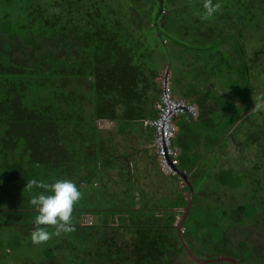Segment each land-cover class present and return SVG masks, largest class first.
Masks as SVG:
<instances>
[{"label": "trees", "instance_id": "16d2710c", "mask_svg": "<svg viewBox=\"0 0 264 264\" xmlns=\"http://www.w3.org/2000/svg\"><path fill=\"white\" fill-rule=\"evenodd\" d=\"M203 2L0 0V264H264V62L245 56L264 0H219L207 19ZM181 42L197 109L174 121L182 189L149 125ZM149 178L168 192L137 187ZM30 179L82 194L70 230L42 226L39 244Z\"/></svg>", "mask_w": 264, "mask_h": 264}, {"label": "clouds", "instance_id": "9594fccd", "mask_svg": "<svg viewBox=\"0 0 264 264\" xmlns=\"http://www.w3.org/2000/svg\"><path fill=\"white\" fill-rule=\"evenodd\" d=\"M220 7L219 0H216L215 3L213 0H204V11L200 14L201 19L212 17L219 11ZM259 108V104L254 105V109ZM26 186L29 189H42L29 200L37 213L33 220L34 228L30 234L32 243L39 244L50 239L51 234L45 227H42L45 225L55 226V234L57 235L61 231H69L73 206L80 200L82 195L77 185L70 179H55L51 183H46L44 180L30 179L27 181Z\"/></svg>", "mask_w": 264, "mask_h": 264}, {"label": "built area", "instance_id": "2783aa9c", "mask_svg": "<svg viewBox=\"0 0 264 264\" xmlns=\"http://www.w3.org/2000/svg\"><path fill=\"white\" fill-rule=\"evenodd\" d=\"M169 84V76L165 74L162 79L159 113L154 120L149 122V125L154 129L153 147L161 171L166 175L175 176L177 175L176 168L179 165V151L173 144L177 131L174 121L178 116L185 114L195 117L197 111L194 105H190L185 100L174 98ZM180 183L184 186L182 178H180Z\"/></svg>", "mask_w": 264, "mask_h": 264}, {"label": "crops", "instance_id": "0c3cea01", "mask_svg": "<svg viewBox=\"0 0 264 264\" xmlns=\"http://www.w3.org/2000/svg\"><path fill=\"white\" fill-rule=\"evenodd\" d=\"M164 42H166V40ZM167 44H169V43H167ZM185 44H187V43H180L178 46H175V47L170 46V48H169V50L171 51L172 54H170L169 57H167L169 61L168 60L166 61V66L163 67V69H161V71H162V73H164V72L168 73L169 74V78L171 80H172V77H173L172 75H174L175 73L178 75V73L181 72V74L184 75V73H186L188 70H190V65H188L186 63V61H188V59H189V55L185 53L186 51H184L185 49L183 48V46ZM186 83H187V80H186ZM173 85L174 86L172 87V89L174 88L173 92H175L174 93V97L177 98V99L186 100V99H184L182 97L184 96L185 90L188 88V85L184 86L183 89H180V85H178L180 91L177 90L176 84L173 83ZM171 86H172V82H171ZM208 87H210V86H208ZM182 91H184V92H182ZM177 92H180V93H177ZM217 92L220 95L221 94L223 95V92H221L218 89H217ZM224 94H226V93H224ZM172 95H173V93H172ZM157 111H158V107H157ZM154 153H155V151H154ZM144 181H145L144 183L138 185L137 187L138 188L140 187V189H144L145 191H149L150 190V191H152V193H154L155 191L156 192L157 191L158 192L166 191V188L161 187L160 180H158V182L152 184V186L147 184V183H151L152 180L150 178L147 179V181H146V179ZM142 187H144V188H142ZM166 192H168V191H166ZM155 195H156V193H155ZM150 196H152V195H150Z\"/></svg>", "mask_w": 264, "mask_h": 264}, {"label": "rangeland", "instance_id": "374dc122", "mask_svg": "<svg viewBox=\"0 0 264 264\" xmlns=\"http://www.w3.org/2000/svg\"><path fill=\"white\" fill-rule=\"evenodd\" d=\"M3 10H4V8H2L1 9V12H3ZM177 10H175V11H173V12H176ZM182 10H178L177 12H181ZM10 12H12V10H10ZM176 16H179V15H176ZM181 16L182 15H180L179 17H178V19L179 18H181ZM250 33V35H252V36H256V31H251V32H249ZM244 35H245V33H244ZM262 37H264V35L262 34ZM257 42H260V43H255V44H253L254 42L252 41V42H250V44H245V51H246V57L249 59V58H255V57H258V56H260L259 58H257V62H260V63H262V62H264V41H257ZM181 43H187V42H181ZM189 45V44H188ZM192 49H193V47H192V45H189ZM224 49H226L227 51L228 50H230L231 51V48L230 47H228V46H226ZM185 51H188V52H191V53H193L191 50H190V48H188V49H186ZM245 57V58H246ZM181 73V72H180ZM174 74V76L172 77V80L170 81V88L172 89V87L174 86L173 85V83L175 84V83H177V84H179L180 85V89H183V86H187L188 85V83L187 84H185L186 83V80H183V77H182V75L181 74ZM163 76H165V72L162 74V79H163ZM237 77H240L239 75H238V73H237ZM237 77H236V81H237ZM251 77H252V79H251V84L253 85V86H257V76H255V69H254V71H253V69H252V75H251ZM162 79H161V92H162ZM241 80V79H240ZM234 82V84H235V89L237 90V82ZM171 82H172V87H171ZM174 89V88H173ZM173 89H172V93H173V96H174V92H173ZM218 89H220V90H222V87H219L218 86ZM222 92H223V90H222ZM223 94H224V92H223ZM225 95V94H224ZM222 97H224L223 95H221ZM254 96H251V98H253ZM175 98V97H174ZM224 99H226L225 97H224ZM158 107V106H157ZM154 155H155V153H153ZM156 158V157H155ZM156 160H157V158H156ZM157 164H158V161H157ZM176 180H177V184H180V181L178 180V178H175ZM154 181V182H153ZM179 181V182H178ZM156 182H158V180L157 179H153L152 181H151V183H156ZM161 185V187H163V188H167V185L166 184H163V183H161L160 184ZM180 187H181V189L184 187L182 184H180ZM180 187H179V189H180ZM181 219H182V217H178L177 218V222H176V224H175V226L181 221ZM183 230L184 229H182L181 230V232H183ZM0 232L1 233H4V230L3 229H0ZM217 235V234H216ZM213 257H215V256H213Z\"/></svg>", "mask_w": 264, "mask_h": 264}, {"label": "bare ground", "instance_id": "6f19581e", "mask_svg": "<svg viewBox=\"0 0 264 264\" xmlns=\"http://www.w3.org/2000/svg\"><path fill=\"white\" fill-rule=\"evenodd\" d=\"M169 88H170V86H169ZM170 91H171V89H170ZM172 94V93H171ZM158 113H159V111H157ZM158 113H157V116H158ZM177 127V126H176ZM177 175H175V176H172V175H169V176H172V177H176V178H178V180L180 181V178H182L183 179V175L181 174V172L179 171V169H178V166H177ZM181 184V183H180Z\"/></svg>", "mask_w": 264, "mask_h": 264}, {"label": "water", "instance_id": "95a60500", "mask_svg": "<svg viewBox=\"0 0 264 264\" xmlns=\"http://www.w3.org/2000/svg\"><path fill=\"white\" fill-rule=\"evenodd\" d=\"M167 75H168V73H167ZM184 179H185V181H186L187 184H190V183H189V180H188V177H185ZM188 186H190V185H188ZM189 205H190V203H189ZM187 212H188V209H187L186 213H187Z\"/></svg>", "mask_w": 264, "mask_h": 264}]
</instances>
